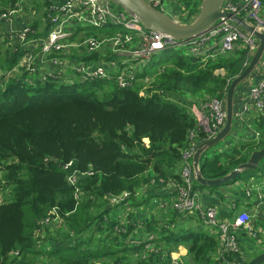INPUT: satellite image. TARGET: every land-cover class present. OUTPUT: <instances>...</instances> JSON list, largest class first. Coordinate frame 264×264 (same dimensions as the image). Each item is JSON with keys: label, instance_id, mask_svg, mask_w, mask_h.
<instances>
[{"label": "trees", "instance_id": "1", "mask_svg": "<svg viewBox=\"0 0 264 264\" xmlns=\"http://www.w3.org/2000/svg\"><path fill=\"white\" fill-rule=\"evenodd\" d=\"M17 1L0 0V8ZM200 1L182 0L186 22L198 13ZM48 3H38L39 11ZM37 16L31 22L36 37L42 34L43 13ZM100 32L89 29L94 36ZM106 34L112 36L113 30ZM21 54L7 48L0 72L12 70ZM101 56L94 51L75 57L97 62ZM246 58L244 48L206 62L201 55L175 51L155 71L149 59L125 87L114 78L78 74L41 79L25 71L0 77V186L6 191L0 199V264H130L133 255L144 252L135 264H178L172 251L180 246L191 264L235 261L236 254L217 256L218 234L183 227L186 218L173 207L168 219H157L149 211L151 194L142 193L138 200L137 192L152 182L181 183L183 152L196 127L189 108L225 96ZM251 117L257 141L231 140L236 144L230 152L205 157L200 164L205 178L224 176L252 149L264 146V117ZM205 137L199 131L195 143ZM74 173L78 177L71 183ZM113 197L117 202H111ZM125 204L143 215L129 211L119 219L116 214Z\"/></svg>", "mask_w": 264, "mask_h": 264}, {"label": "built area", "instance_id": "2", "mask_svg": "<svg viewBox=\"0 0 264 264\" xmlns=\"http://www.w3.org/2000/svg\"><path fill=\"white\" fill-rule=\"evenodd\" d=\"M146 1L157 9L163 2ZM21 5L16 2L12 7L0 8V39L10 44L13 52L22 51L18 64L12 70H16L21 64H27L30 68H26V72L29 75L37 74L41 79L60 75L73 77L78 74L81 79L114 78L120 87H125L134 81L137 73L141 71L138 60H143L145 64L153 54L167 47L185 44L188 53L201 55L203 61L244 48L247 51L244 62L246 66L259 44V40L251 32L227 17H220L206 31L178 43L166 34L146 29L136 15L128 13L110 0H49L39 11L43 13L42 26L39 28L42 34L36 37L31 27V14H25ZM263 6L264 0H224L221 11L237 15L254 30L264 33V14H261L264 11ZM12 17H23L24 21L16 24ZM79 22H84L86 28L90 27L96 31L102 29V32L97 36L87 35L86 29L74 32L73 26ZM109 29L113 30L112 36L106 34ZM94 51H100L102 55L97 62L76 59L83 52ZM109 52L120 58H110ZM32 55L36 58L30 60ZM127 62L134 64L128 67L125 65ZM255 69V75L259 78L249 88L248 101L236 104L233 109V117L246 127H249V124L245 121V116L251 106L264 117V50ZM191 106L196 127L189 131L188 138L191 143L183 152L184 161L179 171L181 183H171L177 191L172 206L179 213L203 211L205 223L218 229L220 252L237 255L240 249L235 230L240 227L250 230L251 216L243 211L232 221H227L218 218L213 206L201 209L193 190L194 172L190 161L199 144L195 143L198 132L205 133L204 140H207L214 137L224 126L225 96L210 97L205 102H199V107L195 104ZM69 164L66 163L65 167ZM77 177V173H74L68 180L74 183ZM247 194H251V191L248 190ZM125 195L126 193L123 196ZM116 201V197L111 198V202ZM259 204L262 205L261 212L264 215V190H259Z\"/></svg>", "mask_w": 264, "mask_h": 264}, {"label": "crops", "instance_id": "3", "mask_svg": "<svg viewBox=\"0 0 264 264\" xmlns=\"http://www.w3.org/2000/svg\"><path fill=\"white\" fill-rule=\"evenodd\" d=\"M12 19H14L16 24H21L24 21L23 17H12ZM255 70L256 69H254L253 72L239 84L240 85L239 87L237 86L234 94V107L236 104L238 105L240 103H244L248 101L247 98H248L249 88L259 78V76L255 75L256 72ZM189 109L193 114L191 107ZM253 113L256 114L257 112L251 106L245 116L246 118L245 121L249 124V127H246V125H241L233 117L232 128L229 136L225 139V141H221L220 143L215 144L214 146L210 147L208 151L203 152L200 155L198 162L199 169H200V164L205 157L210 158L214 154L227 153V149H231V146L236 144L235 142L246 141V140L248 141L251 139L257 141L259 136V131L256 130L255 127L253 126V121L251 117ZM231 140L235 142H229ZM218 148L220 149L218 150ZM258 148H254L251 151ZM190 161L193 165L192 157L190 158ZM196 182L197 181L194 175L193 190L196 196V200L201 206V209L206 208L208 206H213L216 209L218 218L225 219L227 221H232L239 213L243 211L248 212L250 214L252 218V219L250 218L249 221L251 225L250 230L243 227H240L235 230L236 235L238 237L239 246L241 247V249H243V247L245 246V242L249 241V238H247L246 234L244 233L246 230L252 231L253 235L257 236L255 227L256 225H258L259 229L261 228L263 231L260 234H263L264 236V215L261 212L262 205L259 204V190H264V158L259 162L258 168L255 171H244L236 181H233L230 184H226V185L220 184L215 186L203 187L198 185V182L197 183ZM238 184L241 185L244 184L245 188L242 189L241 186H238ZM253 186L256 187V191H253V189L251 188ZM249 189H251L252 192L251 194L248 195L247 191ZM138 191L140 194L142 193L145 195L151 194V201L152 203H154V207L156 209H158L157 207L158 205L156 203L162 202L163 205L167 203L165 204L166 207L161 208L162 211H160V214H164V215L160 219H165V218L168 219L167 212H169L168 214H170L172 210L171 205L175 200V196H176L175 193H173V189L171 185L166 183L163 184L152 183L149 186H144L140 188ZM254 192L257 193L254 194L253 196ZM166 208L168 210H166ZM182 214H183L182 216L186 218L185 221L183 222L184 223L183 227L187 229L188 228L197 229L198 227H200L202 230H205L209 234H213V235L218 234L217 233L218 229L216 227H212L207 223H205L203 211L194 210V211H187ZM198 219H200V221H198ZM201 223H203L204 226ZM178 250L181 253V255L185 256L186 249L183 246H180ZM217 256L218 257L222 256V253L220 252L219 249ZM252 257H254V255H252Z\"/></svg>", "mask_w": 264, "mask_h": 264}, {"label": "water", "instance_id": "4", "mask_svg": "<svg viewBox=\"0 0 264 264\" xmlns=\"http://www.w3.org/2000/svg\"><path fill=\"white\" fill-rule=\"evenodd\" d=\"M128 13L136 15L146 29L154 30L166 34L178 43L191 39L206 31L220 17H227L237 23L244 30L251 32L258 40L259 44L252 54L246 67L237 74L229 83L225 95L226 120L224 126L218 133L207 140L200 142L192 156L193 172L196 181L205 186H215L225 184L232 179H238L244 171H255L259 162L264 158V146L250 152L247 160L232 169L224 176L218 178H205L198 167L200 155L206 152L229 136L233 122L234 94L237 86L245 80L257 66L264 50V33L254 30V28L244 22L237 15L221 11L224 0H201L197 16L191 22H178L172 16L155 8L146 0H110ZM234 180V181H236ZM264 251L258 253L244 264H263Z\"/></svg>", "mask_w": 264, "mask_h": 264}, {"label": "rangeland", "instance_id": "5", "mask_svg": "<svg viewBox=\"0 0 264 264\" xmlns=\"http://www.w3.org/2000/svg\"><path fill=\"white\" fill-rule=\"evenodd\" d=\"M42 1L43 0H36L34 2H33V0H18L17 2H19V3L22 4L21 5V10H23L25 14L27 12L28 14H31V17L32 18L36 19L38 17L37 15H39V9H40V7H38L37 4L38 3H42ZM34 3H36V4H34ZM181 3H182V0H164L162 2V5L159 6L158 8L160 10H163L164 13H167L169 15H172V17H174L178 22L186 23V20H185L186 19V12L182 9V4ZM263 10H264V6H263ZM197 14L195 16L192 15L191 18L188 19V22L193 21L195 19V17L197 16ZM261 14H264V11H262ZM11 23L14 24V22H11ZM1 29H2V27H0V31H1ZM83 29H86L87 30L86 31V34L87 35L92 34V33H89V29H93V28H90V27L86 28L84 26V22H79V23H77L76 25L73 26L74 32H78V30H83ZM103 30L105 31L106 28H104ZM10 47H12L10 44H6V42L4 40H1L0 39V56H1V58L2 57L4 58L5 52H6L7 48L11 52L14 51ZM175 51H184V52H187V49H186L185 44L180 45V46L174 45V46L170 47L169 49H163V50H160L159 52L153 54L151 56V58H150V60H151V62L153 64V65L151 64L152 70L153 71L157 70L158 69L157 67L161 64V62L167 56H169L171 53H173ZM219 57H220V55H217L215 57V59H217ZM34 58H36L35 55H32V56L29 57L30 60H32ZM25 60H26V57H25ZM138 63H139V65H138L139 69H141L143 67V65H145V64H143L144 63L143 60H138ZM133 64H134L133 62H127V63H125V65L128 66V67H131ZM51 67H53L52 64H51ZM26 68L29 69L30 67H28L27 64L26 65L21 64L20 67H17L16 70L1 71L0 72V77L2 79H5L6 80V79H8L10 77L19 76L22 73L24 74V72L27 70ZM65 73H67V72H65ZM150 76H152V75H150ZM239 86L240 85H238V87ZM192 104H195V102H193ZM195 105H196V107H199V102H196ZM219 149L220 148H218V150ZM227 152H230V149H227ZM238 186H241L242 189L245 188V185L244 184L243 185L238 184ZM249 186H251V185H249ZM251 188L253 189V191H256V187L255 186H253ZM249 190L252 192L251 189H249ZM5 192L6 191H4L3 188L0 186V199L2 197V193H5ZM256 193L257 192H254L253 193V196ZM80 195L81 194L79 192L76 193V196L77 197L80 196ZM137 195H138L137 199L139 200V197H140L139 191L137 192ZM125 197H127V195L123 196L122 198H125ZM151 203H152V201H151ZM156 204L158 205L157 207H158L159 210L156 209L155 207L154 208L150 207L151 210H149V211H151L150 214H155V216H157V219H160L164 215V214H160V211H162L161 210V206L163 204H162V202H158ZM131 207H132L131 204H128V205L125 204L122 207V208H125V210H121L122 208H119V210H118L119 213H117L116 215L119 217V219H126L128 217V215H129V213H130L129 211H131V209H130ZM172 207L173 206H171V209H172ZM140 209H142V208H140ZM166 210H168V209L166 208ZM141 211L142 210H139V209L136 210L135 209V210L131 211V214L132 215L134 214L132 212H138L137 213L138 215H143ZM115 212H117V211H115ZM143 212L145 213V211H143ZM146 212H148V210H146ZM168 213L169 212H167V215H168ZM54 223L55 222H53L52 224H54ZM51 226H53V225H51ZM255 230H256L257 236L256 235H253V232L252 231L246 230L244 232L246 234V237L249 238V241L245 242V246L243 247V249H241V247L239 246V249L240 250L237 253V256H236L235 261L229 262L228 264H244V263H246L248 261L247 258H249V256H252V255L255 256L256 253L264 251V246H263V244H264V236H263V234H260L263 231H262L261 228L259 229L258 225H256ZM38 235H41V233H39ZM238 244H239V242H238ZM146 247H148L149 249H152L153 248V245H149L147 243L146 244ZM172 253H173L172 260H173L174 263L177 262L178 264H189V263L191 264V262H189V259L184 258V255H181V253L179 252V250H178V252L174 250V251H172ZM146 255L147 254L145 252L141 256L139 255V257L136 256V255H133L132 258H131V260H130V264L137 263L139 260H141ZM99 264H102V263L99 262Z\"/></svg>", "mask_w": 264, "mask_h": 264}, {"label": "bare ground", "instance_id": "6", "mask_svg": "<svg viewBox=\"0 0 264 264\" xmlns=\"http://www.w3.org/2000/svg\"><path fill=\"white\" fill-rule=\"evenodd\" d=\"M218 233V232H217Z\"/></svg>", "mask_w": 264, "mask_h": 264}]
</instances>
